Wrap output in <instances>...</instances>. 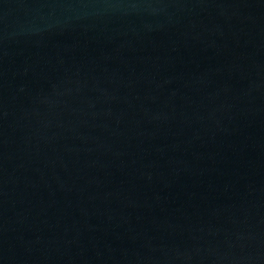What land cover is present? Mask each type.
I'll return each mask as SVG.
<instances>
[{"label":"water","instance_id":"95a60500","mask_svg":"<svg viewBox=\"0 0 264 264\" xmlns=\"http://www.w3.org/2000/svg\"><path fill=\"white\" fill-rule=\"evenodd\" d=\"M0 264H264V0H0Z\"/></svg>","mask_w":264,"mask_h":264}]
</instances>
